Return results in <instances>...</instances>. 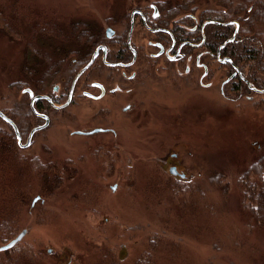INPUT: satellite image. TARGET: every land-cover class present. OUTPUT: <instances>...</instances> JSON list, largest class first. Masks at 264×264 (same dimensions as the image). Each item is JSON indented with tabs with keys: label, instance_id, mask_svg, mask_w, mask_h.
Returning <instances> with one entry per match:
<instances>
[{
	"label": "rangeland",
	"instance_id": "1",
	"mask_svg": "<svg viewBox=\"0 0 264 264\" xmlns=\"http://www.w3.org/2000/svg\"><path fill=\"white\" fill-rule=\"evenodd\" d=\"M113 1L0 0V13L18 37L0 33V110L29 104L22 88L9 86L24 79L21 66L32 29H67L75 22L99 28L111 17L109 8L123 7ZM43 33L36 43L51 61L74 48V43L69 47L53 39L56 33ZM62 45L63 54L55 51ZM70 65L62 68L64 76ZM58 80L57 74L51 85ZM179 95L166 110L170 116L164 113L139 127L121 123L117 140L96 136L119 145L116 151L109 145L112 158L100 160L88 148V137L70 135L95 126L83 98L56 111L35 143L20 148L23 158L38 156L60 167L70 159L79 172L63 171L61 186L46 192L42 176L24 161L20 181L30 194L18 212L17 233L27 230L19 243L31 247L37 264H93L99 250L109 249L122 264H134L150 251L153 237L159 241L155 264H264V228L251 222L237 182L251 166L264 171V94L235 102L229 93L218 101ZM169 150L177 153L186 180L169 174L161 158ZM219 176L225 191L211 183ZM36 196L39 200L31 205Z\"/></svg>",
	"mask_w": 264,
	"mask_h": 264
},
{
	"label": "flooded vegetation",
	"instance_id": "2",
	"mask_svg": "<svg viewBox=\"0 0 264 264\" xmlns=\"http://www.w3.org/2000/svg\"><path fill=\"white\" fill-rule=\"evenodd\" d=\"M113 3H121L123 7L109 8L111 17L97 28L91 50L64 54L61 59L71 64L70 68L65 76L64 70L58 73V83L54 82L47 94L36 93L33 86L22 88L32 92L30 96L22 90L34 119L21 130L22 146L16 139L19 148L32 146L36 134L49 128L56 111L82 98L95 117L90 119L95 126L74 129L70 135L88 137V148H94L95 157L100 156L101 160L113 157L109 149L112 144L94 139L96 136L103 135L113 141L119 137L121 123L135 127L152 123L156 116L168 114L170 102L179 94L218 101L220 95L229 93L233 102L252 101L253 95L264 94L261 92L264 59L258 63L252 54L238 55L233 49L241 45L253 51L258 44L260 49L264 48V40L261 41L264 0H115ZM35 96H47L50 101L37 99L31 106ZM42 115L47 117V124L31 134L45 123ZM114 144L112 148L116 151L119 145ZM161 158L168 172L174 168L178 173H169L174 179H187L179 168L177 153L169 150ZM25 160L32 165L36 162L34 168L41 176L48 172L59 180L67 169L71 174L79 173L70 159L64 167L43 163L38 156ZM106 165L105 160V168Z\"/></svg>",
	"mask_w": 264,
	"mask_h": 264
},
{
	"label": "trees",
	"instance_id": "3",
	"mask_svg": "<svg viewBox=\"0 0 264 264\" xmlns=\"http://www.w3.org/2000/svg\"><path fill=\"white\" fill-rule=\"evenodd\" d=\"M54 28L55 27L52 28V26L46 25L42 28L37 27L34 31L32 29L31 32H36L38 37L33 33L26 41L24 62L21 66L24 79L11 83L9 86L11 89L19 90L30 85L36 89V93L47 94L53 79L64 67L66 60L59 59L57 61H51L47 53L40 51V45L36 42L40 35H45L43 32H46L48 35L56 33V36L52 35V38H57L61 44L68 43L69 47L70 43H74V48L72 50L68 49V51H65L64 54L67 55L72 51L76 53H78V51L86 53L88 50H91L93 47V38L97 35L98 31L97 28L78 22L71 23L67 29L61 28L56 30ZM13 32V28L10 27L5 17L0 13V33L10 38L18 39L17 35L13 34ZM251 33L253 32L251 31ZM252 38L255 39L253 36ZM262 40H264V38H262L261 41ZM258 46H256V50L253 51L246 50L245 47H241V45H235L233 49L238 55L247 53L252 54L253 59L255 58L254 61L260 63V60L262 58L264 59V48L260 49V46ZM63 50V45L61 47H55V51L61 54H63ZM40 66L44 68L43 71L37 75ZM1 111L14 122L20 136L25 123H30L34 119L28 103L24 106L17 105L10 109H2ZM0 122L4 125V128L0 126V203H3L0 205V244H5L18 232L17 215L20 208L27 203L30 188L20 181L22 177L21 170L26 166V162H24L26 160L20 156V148L17 146L14 130L1 118ZM34 165L36 167V162ZM29 167L31 172L37 170V168L31 167V165ZM7 171L9 177L8 175L5 176V172ZM37 172L38 174L40 173L38 170ZM33 174L35 175L36 172H33ZM216 178L212 179L211 183L223 187L224 181L222 176L217 178L218 181H216ZM42 179L46 187V192H55L62 183L61 178L58 180V178L54 177V174L48 172H44ZM237 182L241 189L242 205H244L245 211L250 216L251 222L259 228H264V171L260 173L255 166H251L247 168L240 178H238ZM225 189L226 187L224 186L223 190L225 191ZM158 242L157 237L151 238L149 240L150 251L143 253L134 264H155L154 252H156L158 248ZM36 261L37 260H34L31 247H22L20 243H17L8 250L0 252V264H37ZM93 264L122 263L109 249L99 250L98 259Z\"/></svg>",
	"mask_w": 264,
	"mask_h": 264
},
{
	"label": "water",
	"instance_id": "4",
	"mask_svg": "<svg viewBox=\"0 0 264 264\" xmlns=\"http://www.w3.org/2000/svg\"><path fill=\"white\" fill-rule=\"evenodd\" d=\"M107 31L109 32L110 30L107 29ZM95 55H96V52L93 54V56H92L91 60L89 61L88 65L93 61ZM23 92H28L29 95L32 96V92H31V90L28 89V88H27V89H24ZM261 92L264 93V89L261 90ZM41 98H44V99L50 101L49 97H47V96H35V97H33V98L31 99V102H30V103H31V106L33 105V101H35V100H37V99H41ZM65 105H66V103L63 104V105H61L60 107L65 106ZM42 117L44 118L45 123H44L42 126H40V127H36L35 129H33L32 132H31V134H32L34 131H36V130L42 128V127H44V126L47 124V122H48L47 117L44 116V115H42ZM0 118H1L3 121H5L6 123H8V124L12 127V129L14 130L15 136H16V138H17L18 144H19L20 146H22L21 143H20V135H19L18 129H17L16 125L14 124V122H13L11 119H9L7 116H5L4 113H3L1 110H0ZM26 145H27V144H26ZM26 145H23V146L25 147ZM169 173L172 174V175H176V174H178V173L175 171L174 168H170V169H169ZM180 176H181V177H184V175H180ZM112 189L114 190V187H113ZM38 199H39L38 196L35 197V198L32 200L31 205H33ZM26 232H27L26 229H22L19 233H17V235H16L14 238H12L11 240H9V241L6 242L5 244L0 245V252H1V251L8 250V249L14 247L17 243H19V242L23 239V237L25 236Z\"/></svg>",
	"mask_w": 264,
	"mask_h": 264
}]
</instances>
